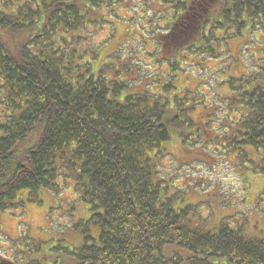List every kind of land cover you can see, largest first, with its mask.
Segmentation results:
<instances>
[{
    "label": "trees",
    "instance_id": "1",
    "mask_svg": "<svg viewBox=\"0 0 264 264\" xmlns=\"http://www.w3.org/2000/svg\"><path fill=\"white\" fill-rule=\"evenodd\" d=\"M161 1L170 12L156 40L173 73L183 51L213 54L212 43L264 28V0ZM104 2L0 0V212L71 187L98 235L77 223L82 244L52 264H264L263 239L226 223L201 231L167 194L162 143L183 135L192 106L177 94L171 103V83L121 97L125 82L91 72L78 30ZM239 80H227L223 137L264 150V60Z\"/></svg>",
    "mask_w": 264,
    "mask_h": 264
},
{
    "label": "rangeland",
    "instance_id": "2",
    "mask_svg": "<svg viewBox=\"0 0 264 264\" xmlns=\"http://www.w3.org/2000/svg\"><path fill=\"white\" fill-rule=\"evenodd\" d=\"M168 9L161 0H105L78 30L85 36L84 58L92 73L126 83L121 97L150 95L162 83L172 84L171 103L176 104L171 94H177L192 108L180 118L183 135L162 143L167 194H174L176 208H191L188 218L201 231L226 223L241 227L247 237L264 240V173L257 169L263 164L264 150L233 147L222 134L223 125L229 124L222 120L224 113L233 115L223 99L229 96L227 80L259 75L264 28L245 29L220 45L212 43L213 54L183 51L173 59L181 61L173 73L156 40L158 27L168 25ZM21 195L24 198L26 192ZM39 197L0 212V264H52L65 255L64 249L82 244L83 234L75 228L79 222L97 237L98 229L85 224L90 216L87 205L71 187L59 193L41 191Z\"/></svg>",
    "mask_w": 264,
    "mask_h": 264
}]
</instances>
